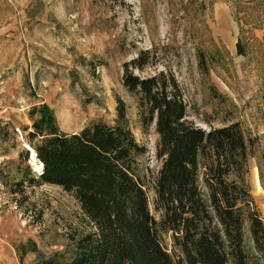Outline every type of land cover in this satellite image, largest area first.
<instances>
[{"label":"rangeland","instance_id":"374dc122","mask_svg":"<svg viewBox=\"0 0 264 264\" xmlns=\"http://www.w3.org/2000/svg\"><path fill=\"white\" fill-rule=\"evenodd\" d=\"M146 55L144 71L133 73L172 75L188 122L205 131L238 124L250 144L245 182L264 225V0H0V264L67 262L93 232L71 193L16 185L34 106L46 104L59 130L77 133L114 126L121 99L146 149L137 162L158 217L150 184L161 166L158 136L154 125L142 129L137 97L122 85L124 64ZM159 241L179 257L170 233ZM243 242L248 250L246 224Z\"/></svg>","mask_w":264,"mask_h":264},{"label":"trees","instance_id":"16d2710c","mask_svg":"<svg viewBox=\"0 0 264 264\" xmlns=\"http://www.w3.org/2000/svg\"><path fill=\"white\" fill-rule=\"evenodd\" d=\"M148 63L146 55L124 64L122 85L137 97L142 129L154 125L158 136L161 166L150 180L157 218L137 162L146 149L126 125L121 99L114 126L97 123L77 133L59 130L46 104L28 113L26 145L42 168L36 172L32 154L22 151L26 175L16 185L48 184L71 193L93 228L59 264H264V225L245 182L249 140L238 124L205 131L188 122L172 75L133 73ZM160 233L171 234L177 259L162 247Z\"/></svg>","mask_w":264,"mask_h":264},{"label":"bare ground","instance_id":"6f19581e","mask_svg":"<svg viewBox=\"0 0 264 264\" xmlns=\"http://www.w3.org/2000/svg\"><path fill=\"white\" fill-rule=\"evenodd\" d=\"M27 148L29 149V147L27 146ZM32 157H31V161L30 163H32V166L34 167L36 172H40L42 166L34 159L35 158V154L31 151ZM253 180L255 183V187L256 189H259L258 183H257V178H256V173L255 170L253 171Z\"/></svg>","mask_w":264,"mask_h":264},{"label":"water","instance_id":"95a60500","mask_svg":"<svg viewBox=\"0 0 264 264\" xmlns=\"http://www.w3.org/2000/svg\"><path fill=\"white\" fill-rule=\"evenodd\" d=\"M26 150H28L29 152H30V154H31V150L30 149H27V148H25ZM34 154H35V152H33ZM35 157H36V154H35ZM30 158H31V156H30Z\"/></svg>","mask_w":264,"mask_h":264}]
</instances>
